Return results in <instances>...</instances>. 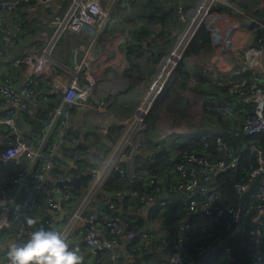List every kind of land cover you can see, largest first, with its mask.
Listing matches in <instances>:
<instances>
[{"label":"built area","instance_id":"2783aa9c","mask_svg":"<svg viewBox=\"0 0 264 264\" xmlns=\"http://www.w3.org/2000/svg\"><path fill=\"white\" fill-rule=\"evenodd\" d=\"M29 1L0 0V264H9L8 245L22 244L45 217L51 229L61 232L83 257L81 264H159L145 254L157 242L151 227L145 229L140 222L130 226L133 220L101 219L92 206L114 172L133 188L129 185L127 190L106 193L103 207L115 209L111 200L115 195L137 198L151 212L158 207L169 211L171 196L179 197L174 225L166 226L171 254L160 264H237L230 240L247 225L248 238L241 245L255 257V264H264V0H246L256 13L234 0H195L189 11L177 3L173 18L182 28L134 112L117 123L122 128L118 137L110 132L116 124L96 87L107 66L123 70L128 65L123 57L127 50L105 60L94 49L118 6L123 10L116 14L115 25L135 14L134 8L142 12L145 4L69 0L64 12L45 24L48 40L40 51H34L35 41L17 14ZM65 35V39L75 36L68 44L69 62L59 57V43ZM120 37L118 46L128 40ZM230 54L235 57L236 75L243 78L230 83L231 100L211 95L207 109L214 112L211 116L224 119V124L236 122L238 126L178 140L180 160L167 175L129 174L122 163L144 149L148 118L175 72L188 64L184 62L210 67ZM197 75L192 77L195 82ZM50 96L57 103L47 111ZM234 100L248 107L240 122L233 121ZM77 114L85 116L91 133L109 130L104 159L88 158L93 156V146L86 142L84 132L71 127ZM37 121L42 127H37ZM241 133L247 139L237 149L232 139ZM220 175L235 181V202L225 199ZM75 178H88L80 197L74 196L76 187L71 182ZM137 184L139 188H134ZM143 241L149 244L144 246Z\"/></svg>","mask_w":264,"mask_h":264},{"label":"crops","instance_id":"0c3cea01","mask_svg":"<svg viewBox=\"0 0 264 264\" xmlns=\"http://www.w3.org/2000/svg\"><path fill=\"white\" fill-rule=\"evenodd\" d=\"M177 1L178 4L183 5L184 9L188 11L194 6V2L190 3L189 0ZM237 2L244 6L247 11L256 13V9L250 6L246 0H238ZM68 4L69 0H51L43 3H37L33 0L32 3L24 4L22 11H20V16L28 30V36L35 41L34 51H40L48 40L49 35L44 27L45 24L54 16L64 12ZM39 8L40 10L37 11ZM154 8L153 4L147 3L144 5L142 14L135 10L133 18L126 15L121 19V23H124V31L120 33L116 31L117 27H115V23H117L116 14L123 9L118 6L113 14V22L109 24L115 34L116 43L108 40L106 33H104L99 38V42L94 49V53L101 59L111 60L114 58V54L122 56L124 42L121 46L119 44L120 47L118 46V42L121 39L120 35L128 36L133 26L137 28L142 25L151 26L148 28L154 30L158 39L155 42L152 53L146 49L145 52L143 51L140 54L139 51L130 50L128 55L126 53L123 56L128 61V65L123 70L119 66H107L99 77L96 92L105 101L106 108L113 117L116 125L111 128L110 132L115 136L120 134V127L117 123L119 121L123 122L134 112L163 54L170 49L182 28V23L177 24L173 20L174 12L177 8L175 6V9L170 13L166 11L167 8H161L160 14L154 18L157 20L155 25H152L151 21L149 22L150 24L146 23V19L150 18V16L146 15V11H152ZM125 18L129 19L124 20ZM130 22L133 23V26ZM73 39H75V36L68 35L65 42L69 44V41ZM77 39L79 41V38ZM127 46L129 50L130 45ZM184 63L188 64H184L175 72L172 83L157 101L148 118L149 125L145 133L146 147L142 153L139 150L138 153L131 155L127 159L130 169L133 166L135 173L149 175L167 174L170 172L173 162L175 163L176 160H179V153L176 148L178 140L193 137L213 129H231L238 126L236 122L224 124V119L220 121L215 115L211 116V114L205 112L203 106L206 99L211 95L230 99L227 93L230 83L242 80L243 77L237 76L235 73L237 65L234 55L230 54L210 67L204 66L201 62ZM189 64L193 66L192 69L189 68ZM193 74H198L195 77L197 79L196 82L192 78ZM233 104L234 110H236L233 121L240 122L248 107L241 102L238 103L236 100L233 101ZM88 125L85 116L83 117L79 114L73 118L71 123L74 132L82 131L86 134L85 140L88 144L103 143V145L108 147L104 138L105 134H109V130H92L93 132L91 133ZM97 146H93L95 151ZM99 156L101 157L100 154ZM138 157H141L142 161L137 162ZM171 200L173 206L169 211L161 210L158 207L155 212H151L147 208H141V206L138 208L129 206L127 209L122 210L123 218L137 217L141 221L143 228L151 227L155 231L157 239L155 250L157 253H165L167 251V254H171V248L166 240V226L174 225L173 215L176 214L174 206L179 203L178 199ZM43 212L47 214L45 209H43ZM120 251L121 253H126L123 248Z\"/></svg>","mask_w":264,"mask_h":264},{"label":"trees","instance_id":"16d2710c","mask_svg":"<svg viewBox=\"0 0 264 264\" xmlns=\"http://www.w3.org/2000/svg\"><path fill=\"white\" fill-rule=\"evenodd\" d=\"M135 1L138 2L140 5L147 4V3H151V4L154 5V7H155L154 10H152V11L151 10L150 11L147 10L146 11V15L148 17L150 16V18L146 19V23H149L151 21V24L155 25L157 23L156 22L157 20L154 19V18L157 15L160 14V9L161 8H167L169 6V3H172L171 5H174V2L176 0H135ZM32 2H33V0H30L27 3H32ZM189 2L192 3V2H195V0H189ZM66 6H68V5H66ZM143 12H144V10L142 12H140V13L142 14ZM143 19H145V18H143ZM173 20H174V18H173ZM158 21H160V20H158ZM174 21L177 23L176 20H174ZM143 24H144V22H143ZM135 27L136 26H133L130 29L131 30V33H130L131 35L128 34V36H127L128 40L126 42H124L123 50H127V55H128V52L130 50L139 51V54L142 53L143 51L145 52L146 50L150 51L152 53V51L154 50V47H155V42H156V40H158L156 33L154 32L153 29L148 28V27H151L149 25L148 26L142 25L141 27H138V28L137 27L135 28ZM160 33H161V31H160ZM127 45H130L129 46V50H128V46ZM59 48H61V52H59V57L61 59L66 60V61L69 62L70 54H69L68 43H66L65 41L63 42V40H62L59 43ZM153 54L155 55L154 52H153ZM155 56L158 57L157 55H155ZM50 98H51V101H50V105H49V108L47 109V111H49L57 103V98L55 96H50ZM119 127H120V132H121L122 128H121V126H119ZM113 136L114 137H118V136H115V135H113ZM245 139H247V137L243 133H241L239 137L232 139V142L234 143L235 148L242 149V143H243V141ZM88 145H91V144H88ZM91 146H97V148H96V151L94 150L93 156L89 155L88 158L92 157V161H97V160L104 159V157L106 156V153H107L109 148L106 147L105 145H103V143H101V144L100 143H93ZM145 147H146V143H145ZM142 151H141V153H142ZM66 152H68V150H66ZM99 154L101 155V157L99 156ZM88 158L85 160L86 164L89 163ZM137 159H138L137 162L142 161L141 157H138ZM179 160H180V155H179ZM179 160H176L175 163L173 162V166L170 169V172L175 169V166L179 162ZM122 165L125 168H130L129 165H128V162H126V161H124L122 163ZM129 174H130V171H129ZM167 174H164V175H167ZM142 175H147V174H142ZM151 175H154V174H151ZM154 176H162V175H154ZM219 180H220V182L222 184L223 195H224L225 199L228 202H233V201L235 202V200L237 198V194L235 193V191L233 189V184H234L235 181L234 180H230L229 178H227V177H225L223 175L219 176ZM87 184H88V178L83 179L80 182L79 187L74 189V196L80 197L83 194V187L86 186ZM129 185H130V188H133V185L127 183L120 175H117L116 172H114L108 178V180L102 186V189H101L100 193L96 196L95 201L92 204L93 208L95 210H97L98 213L100 214L101 219H103L105 217H113V218L122 219V220H124L126 222H129L130 220H134V223H130V226H132L133 224H136V222L139 219L137 217H126V218H123L122 210L127 209L129 206H135V208H138L140 206V203H139L137 198L134 200V198H132L131 196H125V197L119 198V197L114 195L111 198V200L116 205L115 209L112 210V209H109L108 207H103L101 205V201H102V199H103V197L105 196L106 193H110L111 194V193L117 192L119 190H123V189L127 190V189H129V188H127ZM134 188H139V184H137ZM64 204H68V203H64ZM73 206H75V205H71L70 207H73ZM250 215H251V213L248 214V216H250ZM249 229H250V225H247V227H246V229H245V231L243 233H239V234L235 235L230 240V246L233 248V254H234V256H235V258L237 260V264H255V257L253 255H250L246 251L245 246L241 245V242H246V240L248 238ZM135 241H137V240H135ZM142 244L144 246H146L149 243L147 241H143ZM153 244H154V246L151 248L152 252L154 250L153 253L150 252L149 248L145 250V253H147L149 258H154L156 260H162L161 257L163 255H167V256L170 255V254L166 253L167 251L165 253H157L156 250H155V248H156L155 242H153ZM167 250H169V249H167ZM136 252H137V250H136Z\"/></svg>","mask_w":264,"mask_h":264},{"label":"clouds","instance_id":"9594fccd","mask_svg":"<svg viewBox=\"0 0 264 264\" xmlns=\"http://www.w3.org/2000/svg\"><path fill=\"white\" fill-rule=\"evenodd\" d=\"M174 6L176 7V4ZM28 222L31 223V220ZM137 222H140L141 226H143L140 220ZM150 252H152L151 249ZM145 254L147 255V253ZM7 257L9 264H81L83 259L78 251L69 246L61 232L47 229L43 226L30 232L22 244L10 243ZM168 257L163 255L161 257L162 260L151 259L160 264Z\"/></svg>","mask_w":264,"mask_h":264},{"label":"rangeland","instance_id":"374dc122","mask_svg":"<svg viewBox=\"0 0 264 264\" xmlns=\"http://www.w3.org/2000/svg\"><path fill=\"white\" fill-rule=\"evenodd\" d=\"M238 0H234V2H236V3H238L237 2ZM25 4V3H24ZM24 4L23 5H21L19 8H18V11H17V14L18 15H20V11H22V9H23V6H24ZM172 3H169V6L171 5ZM135 5V7H140L139 6V4L138 3H136V4H134ZM168 6V5H167ZM168 6V7H169ZM167 7V8H168ZM135 10H136V8H134ZM175 9V8H174ZM38 10H40V8L39 9H37V11ZM43 11V10H42ZM132 16V18L134 17V14H129V16L128 17H131ZM126 19H129V18H125L124 20H126ZM115 24H118V23H115ZM130 24L133 26V23L132 22H130ZM111 26H109L108 27V29L105 31V32H103L101 35H103L104 33H106V36H107V38H108V40H111V42H113L114 41V37H115V34L113 33V31L111 30V28H110ZM115 27H117V30L116 31H118V32H123L124 31V23H120L119 25H115ZM101 35L99 36V38L101 37ZM117 36V35H116ZM65 37H66V35L63 37V42L65 41ZM210 99V97H208L207 99H206V101H205V103H204V110H205V112H207L208 114H214V112L213 111H208V109H207V102H208V100ZM136 108V107H135ZM144 142L146 143V140H145V138H144Z\"/></svg>","mask_w":264,"mask_h":264},{"label":"water","instance_id":"95a60500","mask_svg":"<svg viewBox=\"0 0 264 264\" xmlns=\"http://www.w3.org/2000/svg\"><path fill=\"white\" fill-rule=\"evenodd\" d=\"M178 3V1L176 0L175 2H174V4H177ZM174 10V5H171V6H169V8H167L166 9V11L167 12H172ZM37 127H42V122L41 121H37ZM130 172H131V174L132 175H134L135 174V169H134V167L132 166L131 167V169H130ZM116 174L117 175H119V172H116ZM80 181H81V179L80 178H75L71 183L75 186V187H79V183H80ZM60 186H63L62 184H60ZM127 188H129V186L127 187ZM181 197V196H180ZM171 198H173V199H178L179 197L178 196H171ZM47 217H45V218H43L42 220H40L39 222H38V224H39V227H41V226H43V227H45V228H47V229H51V227L47 224Z\"/></svg>","mask_w":264,"mask_h":264},{"label":"bare ground","instance_id":"6f19581e","mask_svg":"<svg viewBox=\"0 0 264 264\" xmlns=\"http://www.w3.org/2000/svg\"><path fill=\"white\" fill-rule=\"evenodd\" d=\"M228 93H229V92H228ZM218 109H219V108H216V109L214 110V111L216 112V114H218V111H219Z\"/></svg>","mask_w":264,"mask_h":264}]
</instances>
